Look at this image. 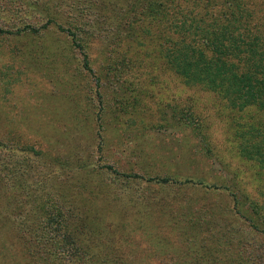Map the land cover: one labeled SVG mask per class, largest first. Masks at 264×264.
Masks as SVG:
<instances>
[{"label": "trees", "instance_id": "1", "mask_svg": "<svg viewBox=\"0 0 264 264\" xmlns=\"http://www.w3.org/2000/svg\"><path fill=\"white\" fill-rule=\"evenodd\" d=\"M256 1L0 0V89L18 80L19 63L14 66L13 58L20 61L21 53H28L27 43L33 37L44 38L51 30L63 38L62 57L81 54L76 57L84 72L93 73L86 49L97 43L113 65L117 64L114 60L128 63L157 57L185 84L215 92L231 108L264 110V32ZM137 52L142 54L140 59ZM15 121L13 114L0 109V264H18L12 241L29 256L28 264H128L144 242L120 237L112 218L127 213L110 203L131 201L129 192L127 198L116 189L129 186L132 178L143 181L141 191L147 193L143 197L148 206L141 204L137 210L146 220L141 225L151 221L150 226L158 229L155 222L164 223L179 241H198L197 248L208 252L204 255L208 259L220 250L216 242L226 240L229 250L236 224L242 228L236 213L244 215L239 217L245 222V234L230 245L248 241L247 234L264 232L261 202L245 193L235 195L227 186L206 184L200 178L178 179L157 172L141 177L112 169V184L94 174L87 181L84 171L70 172L65 169L69 163L59 165L75 158L71 146L49 154L22 138L13 127ZM255 138L252 148L240 149L264 168V144ZM35 162L40 163L38 172ZM57 163L59 169H55ZM220 188L230 198L231 210L214 208ZM104 194L112 196L107 204L102 202ZM156 201L158 206L151 208L148 202L156 205ZM244 204L245 212L240 208ZM103 215L110 220H103ZM133 221L124 219L119 226L125 230Z\"/></svg>", "mask_w": 264, "mask_h": 264}, {"label": "rangeland", "instance_id": "2", "mask_svg": "<svg viewBox=\"0 0 264 264\" xmlns=\"http://www.w3.org/2000/svg\"><path fill=\"white\" fill-rule=\"evenodd\" d=\"M256 4L264 32V0ZM45 33L44 38L33 37L27 43L28 53L22 52L20 61L13 58L14 66L19 63L18 80L6 90L0 89V109L14 115L18 122L13 127L22 138L53 155L61 153L62 146H71V157L75 158L59 165L69 163L65 169L70 172L75 168L84 171L87 181L95 176L112 184V169L141 177L157 172L178 179L200 178L206 184L227 186L235 195L245 193L261 202L260 209H264V168L240 149L252 148L257 141L255 135L260 138L259 144H264V110L252 106L231 108L215 92L185 84L157 57L128 63L114 60L117 64L113 65L104 58V49L97 43L88 44L86 49L93 73L84 72L82 61L76 57L81 58V54L72 48L75 57H62L61 51L66 48L63 38L51 30ZM137 57H142L141 52ZM35 164L36 172L40 171V163ZM55 169H59L58 163ZM144 185L140 179L132 178L129 186L116 189L123 196L129 192L131 201L110 203L127 213L126 217L112 218L120 237L144 242L128 264H264L263 231L247 234L248 241L230 245L245 234V222L239 217L242 214L234 215L242 228L236 224L229 250L226 240L216 242L212 238L220 250L210 259L204 256L208 252L197 248L198 241H179L175 231L169 232L164 223L161 226L155 222L158 229L150 226L151 221L141 225L146 220L137 210L141 204L147 205L143 197L147 193L141 191ZM221 189L214 197V208L226 211L232 202ZM106 194L102 200L105 204L112 197ZM148 203L151 208L158 206L157 201L156 205ZM240 208L245 212L247 205ZM102 218L110 220L108 215ZM124 219L134 220L125 230L124 225L119 226ZM141 233L144 240L139 239ZM12 244L17 263L28 264L29 256L19 243Z\"/></svg>", "mask_w": 264, "mask_h": 264}]
</instances>
